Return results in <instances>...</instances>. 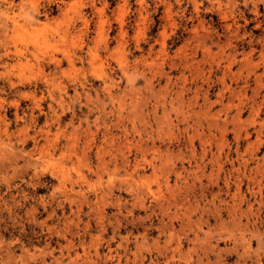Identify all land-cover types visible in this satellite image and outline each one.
I'll return each mask as SVG.
<instances>
[{"label": "clouds", "instance_id": "1", "mask_svg": "<svg viewBox=\"0 0 264 264\" xmlns=\"http://www.w3.org/2000/svg\"><path fill=\"white\" fill-rule=\"evenodd\" d=\"M0 264H264V0H0Z\"/></svg>", "mask_w": 264, "mask_h": 264}]
</instances>
